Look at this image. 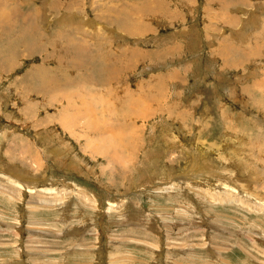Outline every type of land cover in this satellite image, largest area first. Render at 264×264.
I'll use <instances>...</instances> for the list:
<instances>
[{
  "label": "rangeland",
  "instance_id": "rangeland-1",
  "mask_svg": "<svg viewBox=\"0 0 264 264\" xmlns=\"http://www.w3.org/2000/svg\"><path fill=\"white\" fill-rule=\"evenodd\" d=\"M0 264H264V0H0Z\"/></svg>",
  "mask_w": 264,
  "mask_h": 264
},
{
  "label": "bare ground",
  "instance_id": "bare-ground-1",
  "mask_svg": "<svg viewBox=\"0 0 264 264\" xmlns=\"http://www.w3.org/2000/svg\"><path fill=\"white\" fill-rule=\"evenodd\" d=\"M50 3V2H49ZM143 12V11H142ZM42 13V12H41ZM146 13V12H145ZM69 16V15H68ZM71 16V15H70ZM10 18V17H9ZM32 18V17H31ZM41 18H42V16H41ZM7 19V18H6ZM71 19V18H70ZM75 19V18H74ZM71 20H73V19H71ZM68 21H70V20H68ZM7 23H8V21H6ZM27 22V21H26ZM123 23V22H122ZM73 24V23H72ZM74 25V24H73ZM3 26V25H2ZM72 26V25H71ZM123 26V25H122ZM124 27V26H123ZM30 28V27H29ZM74 28V27H73ZM76 32H80L79 30H76ZM82 38V37H81ZM74 39L75 38H72L68 43H72V44H74L73 42H74ZM79 41V40H78ZM85 41H83L82 40V42L80 41V43H76V41H75V46L73 47V53H75V64L76 63H78L79 61L77 60V59H79V58H81V56L85 53V46L83 45V43H84ZM69 44V45H70ZM71 44V45H72ZM67 48V47H66ZM68 51H69V49H68ZM68 55V54H67ZM89 55V54H88ZM64 56V55H63ZM62 57V56H61ZM90 57V56H89ZM91 58V57H90ZM86 59V58H85ZM60 60V59H59ZM91 60V59H90ZM82 61V60H81ZM91 62H92V60H91ZM63 67V66H62ZM66 68V67H65ZM48 86V85H47ZM51 89H52V87H51ZM83 106H85V105H83ZM86 107V106H85ZM88 109V108H87ZM82 113H84L85 114V112H82ZM87 115V114H86ZM141 117V116H140ZM93 126V125H92ZM91 127V126H90ZM93 128V127H92ZM102 132V131H101ZM89 144V143H88ZM101 149V148H100ZM104 153V152H103ZM18 185H20V184H18ZM232 189V188H231ZM41 192V191H40ZM66 194V193H65ZM219 200V199H218ZM45 202V204H46V201L44 200V201H40L39 202V204L40 205H44L43 203ZM50 203V202H49ZM51 206V205H50Z\"/></svg>",
  "mask_w": 264,
  "mask_h": 264
},
{
  "label": "crops",
  "instance_id": "crops-1",
  "mask_svg": "<svg viewBox=\"0 0 264 264\" xmlns=\"http://www.w3.org/2000/svg\"><path fill=\"white\" fill-rule=\"evenodd\" d=\"M114 57H116V56H114ZM116 58H117L118 60H120V61H121V60H123V59H121V57H120V56H118V57H116Z\"/></svg>",
  "mask_w": 264,
  "mask_h": 264
}]
</instances>
